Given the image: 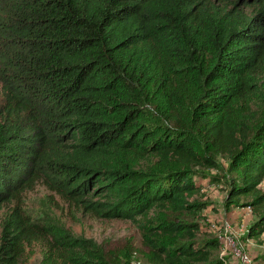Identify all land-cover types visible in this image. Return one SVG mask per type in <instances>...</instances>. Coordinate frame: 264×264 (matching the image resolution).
I'll return each mask as SVG.
<instances>
[{
    "label": "trees",
    "instance_id": "obj_1",
    "mask_svg": "<svg viewBox=\"0 0 264 264\" xmlns=\"http://www.w3.org/2000/svg\"><path fill=\"white\" fill-rule=\"evenodd\" d=\"M263 77L264 0H0V264L37 231L20 202L39 183L136 222L148 264H229L196 178L264 237ZM51 227L41 264H130Z\"/></svg>",
    "mask_w": 264,
    "mask_h": 264
},
{
    "label": "rangeland",
    "instance_id": "obj_2",
    "mask_svg": "<svg viewBox=\"0 0 264 264\" xmlns=\"http://www.w3.org/2000/svg\"><path fill=\"white\" fill-rule=\"evenodd\" d=\"M249 10L246 9V12L249 13ZM261 81L264 91V77ZM211 174L216 175L218 172L212 171ZM196 182L201 186L203 201L209 204L203 212L202 231L212 235L224 234L223 225L227 222L229 236H225V241L231 243L229 237H233L231 244L237 245L251 260V264H260L258 258L264 257V237L259 241L242 239V233H245V228L253 221L254 214L248 208L224 211L222 203L226 196L225 186L208 179L196 178ZM261 187H264V182ZM14 207L15 203L11 202L5 204L0 210V235L3 224L8 220ZM20 207L21 215L25 216L29 223L38 225L36 233L30 235V239L26 238L20 264H41L45 245L51 238L50 234L56 230L51 227L53 223L70 231L73 236L95 241L106 250L129 249L131 251L130 264H148L144 259L146 250L142 246L136 222L96 218L92 214L83 212L80 207L60 198L42 183L22 195ZM149 214H152V211ZM218 254L219 256L228 255L223 242H221ZM238 260L237 257L230 255L229 264L233 261V264H240Z\"/></svg>",
    "mask_w": 264,
    "mask_h": 264
},
{
    "label": "built area",
    "instance_id": "obj_3",
    "mask_svg": "<svg viewBox=\"0 0 264 264\" xmlns=\"http://www.w3.org/2000/svg\"><path fill=\"white\" fill-rule=\"evenodd\" d=\"M223 230H224V234L218 233L216 235L219 238L220 243L223 242L225 249L227 251V254H230L234 257H237L239 259L238 261L241 264H251V260L241 251V249L238 248L237 245L231 244L233 237H229L231 239V243H228L227 241H225V239H226L225 236H229L227 234V231H228V223L227 222L224 223ZM242 234H244V233H242ZM233 263H234V261L232 262V264Z\"/></svg>",
    "mask_w": 264,
    "mask_h": 264
},
{
    "label": "crops",
    "instance_id": "obj_4",
    "mask_svg": "<svg viewBox=\"0 0 264 264\" xmlns=\"http://www.w3.org/2000/svg\"><path fill=\"white\" fill-rule=\"evenodd\" d=\"M245 231H246V228H245Z\"/></svg>",
    "mask_w": 264,
    "mask_h": 264
}]
</instances>
